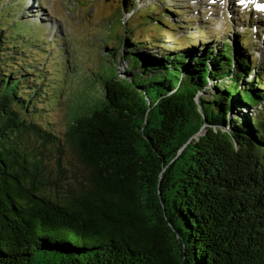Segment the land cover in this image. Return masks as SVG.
Listing matches in <instances>:
<instances>
[{"label":"trees","instance_id":"1","mask_svg":"<svg viewBox=\"0 0 264 264\" xmlns=\"http://www.w3.org/2000/svg\"><path fill=\"white\" fill-rule=\"evenodd\" d=\"M16 4L0 7V264H264V56L242 35L200 54L122 35L102 57L119 70L91 68L69 104L52 77L77 61L38 56Z\"/></svg>","mask_w":264,"mask_h":264},{"label":"rangeland","instance_id":"2","mask_svg":"<svg viewBox=\"0 0 264 264\" xmlns=\"http://www.w3.org/2000/svg\"><path fill=\"white\" fill-rule=\"evenodd\" d=\"M16 1L0 0V7L8 2L17 3L18 15L25 17L28 24L22 19H13L12 29L19 27L23 34L28 36L32 34L38 36L37 32H41L39 34L42 35V40L41 48L37 50L38 56L42 59L47 57L55 68L62 71L71 70L72 63L77 61L75 71L60 75L56 70L54 74L58 75L52 77L53 86L65 90L64 96L68 95L69 104L77 100L71 102V93L81 86L91 68L99 63L116 65L114 60L106 62L102 57L113 50L112 46L124 50L125 45L121 42L122 35L130 39L134 36L139 38L140 35L147 41H151L155 50L165 47L170 48L171 53H174L179 49H188L198 54L214 45L222 46L224 41L239 40L242 35L243 44L248 45L247 51L253 53L260 64L264 56V26L258 23L257 31L253 30V25L248 26L243 20L244 17L251 20L248 13L238 12L237 15L231 8H227L226 4L224 6L209 5L210 2H206L208 5L204 8L203 0ZM214 1L218 3L219 0ZM213 6L216 8H212ZM167 7L170 8V12ZM155 18L163 19L161 30L156 28L155 25L160 24L154 21ZM259 18L264 21V15ZM112 20L114 23L110 26ZM258 34L260 37H257ZM159 43L162 44L159 45ZM151 50L141 49L138 52L141 51L139 54H144ZM120 65L121 62L116 65L118 70ZM49 69L53 73L54 68L50 64ZM123 75L127 76L124 72ZM90 81H87L85 85L87 86ZM212 83L214 82H210L209 85ZM225 83L230 81L226 79ZM211 86L209 87L213 91ZM66 112H68V106L61 101L49 106L45 114L49 113L47 120L56 123L60 131L65 127Z\"/></svg>","mask_w":264,"mask_h":264},{"label":"water","instance_id":"3","mask_svg":"<svg viewBox=\"0 0 264 264\" xmlns=\"http://www.w3.org/2000/svg\"><path fill=\"white\" fill-rule=\"evenodd\" d=\"M105 55H106V54H105ZM121 75H122V77L125 76V75H123V73H122ZM149 109H150V108H147V114H148V112H149ZM147 114H146V115H147ZM231 115H232V114H231ZM206 125H207V123L205 122V124L201 127V129H200L197 133H195V134L193 135V137H195V138H199L201 135L207 133ZM215 128H216V127H215ZM226 128H229V127L226 126ZM216 131H218L217 128H216ZM193 137H192V138H193ZM178 236H180V235L178 234Z\"/></svg>","mask_w":264,"mask_h":264}]
</instances>
